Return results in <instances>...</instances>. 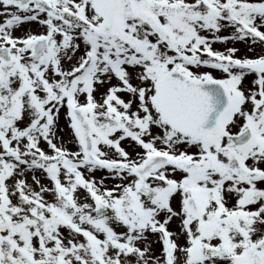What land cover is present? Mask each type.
I'll use <instances>...</instances> for the list:
<instances>
[{
  "label": "snow or ice",
  "instance_id": "1",
  "mask_svg": "<svg viewBox=\"0 0 264 264\" xmlns=\"http://www.w3.org/2000/svg\"><path fill=\"white\" fill-rule=\"evenodd\" d=\"M0 264H264V0H0Z\"/></svg>",
  "mask_w": 264,
  "mask_h": 264
},
{
  "label": "rangeland",
  "instance_id": "2",
  "mask_svg": "<svg viewBox=\"0 0 264 264\" xmlns=\"http://www.w3.org/2000/svg\"><path fill=\"white\" fill-rule=\"evenodd\" d=\"M17 34H19V33H17ZM215 47L220 48L222 50L224 46L220 45V44H217V45H215Z\"/></svg>",
  "mask_w": 264,
  "mask_h": 264
}]
</instances>
